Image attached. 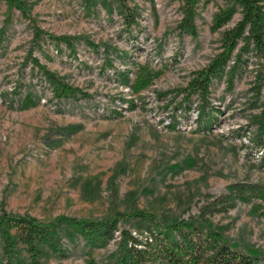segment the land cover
Masks as SVG:
<instances>
[{"label": "rangeland", "instance_id": "rangeland-1", "mask_svg": "<svg viewBox=\"0 0 264 264\" xmlns=\"http://www.w3.org/2000/svg\"><path fill=\"white\" fill-rule=\"evenodd\" d=\"M26 1L36 25L73 36V47L47 37L35 42L33 22L0 0V213L101 219L143 209L163 219L200 218L206 211L228 241L263 255L264 200L253 196L226 211L211 208L233 184L264 186L256 121L264 97L251 88L256 59L212 80L207 111L216 118L209 130L199 97L185 99L179 91L220 52L223 30L240 13L215 29L214 17L227 0H198L192 33L179 26L182 0H126L127 9L115 0ZM131 18L135 23L128 26ZM30 49L91 97L56 98ZM147 63L153 79L139 92L116 77L117 70L137 71ZM28 93L37 103L20 107ZM121 97L134 98L136 106ZM72 124L82 127L63 134ZM120 224L137 232L147 223ZM63 249L60 257L45 247L41 262L105 264L117 243L90 247L65 238ZM18 254L27 257L21 242Z\"/></svg>", "mask_w": 264, "mask_h": 264}, {"label": "trees", "instance_id": "trees-1", "mask_svg": "<svg viewBox=\"0 0 264 264\" xmlns=\"http://www.w3.org/2000/svg\"><path fill=\"white\" fill-rule=\"evenodd\" d=\"M6 1L33 22L35 42L47 37L56 43L65 42L68 47H73V36L54 35L36 25L30 13L31 4L26 0ZM115 1L123 9H127L126 0ZM182 1L184 16L179 26L183 31L194 33L198 0ZM236 12L240 13V17L232 27L223 30L220 52L203 68L196 70L188 84L179 89L185 99L192 95L199 97L200 119L209 116L206 122L207 130L216 118L207 111L212 80L225 72L233 76L251 56L256 59L257 64L251 88L258 99L264 97V0H227V5L216 13L213 27H224ZM133 22L135 23V18H131L128 26ZM29 58L45 80L52 85L56 98L91 97V94L63 80L54 70L41 63L39 58L33 55V49L29 51ZM132 72L133 79L130 75ZM116 77L123 86L130 88L131 93H135L145 89L152 82L153 73L147 63L140 65L137 71L117 70ZM121 100L127 102L129 108L136 106L134 98L121 97ZM36 103L35 97L28 93L20 107L33 106ZM260 108L256 121L261 147L260 165L264 168V98ZM219 112L221 109L214 111L216 114ZM81 127L80 124H72L62 127L61 130H64L63 134L71 135ZM253 196L264 200V186L239 182L230 186L229 195L214 200L211 208L215 210L214 213L226 211L235 206L237 201H247ZM206 217L204 211L200 218L159 219L150 211L134 209L117 211L112 216L101 219L60 214L49 220H41L30 214L11 213L2 209L0 238L2 255L6 260L3 264H43L41 258L45 247L60 257H65V238L70 242L79 238L86 240L90 247L105 246L113 240L116 241V253L105 264H264V254L253 248L242 249L231 243L225 238L223 227L215 226ZM132 219L147 223L145 230L133 232L130 228L120 226V223ZM19 242L24 244L27 257L23 258L18 254Z\"/></svg>", "mask_w": 264, "mask_h": 264}]
</instances>
